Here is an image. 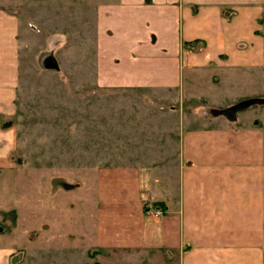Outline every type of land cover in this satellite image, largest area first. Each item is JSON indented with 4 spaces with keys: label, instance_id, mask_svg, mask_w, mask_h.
Returning <instances> with one entry per match:
<instances>
[{
    "label": "crops",
    "instance_id": "crops-1",
    "mask_svg": "<svg viewBox=\"0 0 264 264\" xmlns=\"http://www.w3.org/2000/svg\"><path fill=\"white\" fill-rule=\"evenodd\" d=\"M262 17L264 0L98 3V87L161 93L154 118L138 116L153 128L136 137H164L163 149L154 139L142 161L99 169L88 194L93 226L52 241L77 244L85 264H264V105L230 114L264 99ZM18 31L0 10V222L9 227L0 264H15L29 244L21 180H11L21 168L9 122L20 86ZM48 237L40 233L34 245L48 246Z\"/></svg>",
    "mask_w": 264,
    "mask_h": 264
},
{
    "label": "rangeland",
    "instance_id": "rangeland-1",
    "mask_svg": "<svg viewBox=\"0 0 264 264\" xmlns=\"http://www.w3.org/2000/svg\"><path fill=\"white\" fill-rule=\"evenodd\" d=\"M100 1L0 0V10L19 22L20 86L9 122L17 128L13 157L21 168L11 180H21L15 190L26 204L21 227L29 244L26 252L13 255L15 264L20 257L24 264H85L77 244L60 247L53 235L62 240L67 230L93 226L88 194L99 169L142 161L154 139L155 149H163L164 137H136L153 128L141 127L138 116L154 118L150 107L161 93L98 87ZM10 213L15 225L19 209ZM7 229L0 222V233ZM40 233L49 236L48 246L34 245Z\"/></svg>",
    "mask_w": 264,
    "mask_h": 264
},
{
    "label": "water",
    "instance_id": "water-1",
    "mask_svg": "<svg viewBox=\"0 0 264 264\" xmlns=\"http://www.w3.org/2000/svg\"><path fill=\"white\" fill-rule=\"evenodd\" d=\"M254 104H263L264 105V100H251V101H247L245 103H242V104L238 105L237 107H235L234 109H232L230 111V114H234L238 110L250 107V106H252Z\"/></svg>",
    "mask_w": 264,
    "mask_h": 264
},
{
    "label": "built area",
    "instance_id": "built-area-1",
    "mask_svg": "<svg viewBox=\"0 0 264 264\" xmlns=\"http://www.w3.org/2000/svg\"><path fill=\"white\" fill-rule=\"evenodd\" d=\"M163 213H164L163 210L158 208V209L155 210V212L153 214H154V216L156 218H159V217H161L163 215Z\"/></svg>",
    "mask_w": 264,
    "mask_h": 264
}]
</instances>
